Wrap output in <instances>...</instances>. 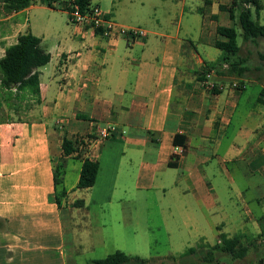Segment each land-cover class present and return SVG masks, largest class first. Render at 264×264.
I'll list each match as a JSON object with an SVG mask.
<instances>
[{"label":"crops","instance_id":"crops-1","mask_svg":"<svg viewBox=\"0 0 264 264\" xmlns=\"http://www.w3.org/2000/svg\"><path fill=\"white\" fill-rule=\"evenodd\" d=\"M232 3L91 0L118 24L147 31L136 41L105 38L71 24L51 44L48 28L35 32L30 27L51 61L39 70L38 96L13 89L5 104L0 90V264H80L78 217L87 227L120 196L128 211L125 226H137L126 203L130 209L138 193L154 189L169 198L174 219L183 217V225L196 230L199 247H213L221 235L233 237L234 231L245 243L249 225L261 236L264 79L249 77L245 89L233 90L239 78L227 74L224 65L215 80L227 90L211 92L201 84L206 66L220 57L209 48L228 41L217 28L237 25L238 11L234 20L221 9ZM34 7L6 19L17 22L19 34L0 59L28 32L20 15ZM263 43L243 41L245 65L255 68L250 57L264 55ZM250 83L261 90L241 110ZM101 129H113V136L99 140ZM65 138L73 146L69 155ZM86 159L98 162L99 171L95 185L83 190L78 184ZM56 167H61L60 189L66 192L61 206ZM124 195L129 202L121 199Z\"/></svg>","mask_w":264,"mask_h":264},{"label":"rangeland","instance_id":"rangeland-1","mask_svg":"<svg viewBox=\"0 0 264 264\" xmlns=\"http://www.w3.org/2000/svg\"><path fill=\"white\" fill-rule=\"evenodd\" d=\"M70 0H60L57 8L51 9L43 4L37 3L34 8L20 15L22 23L26 25L29 32L30 27L35 32H45L46 28L50 31L49 42L57 44L58 33L65 31L70 27L71 22L68 14L62 9V4ZM13 14H7L0 5V57L3 55V49L9 43H13L19 34L17 22L14 19L6 20ZM261 23L264 24V11L262 13ZM9 25V26H8ZM16 25V26H15ZM239 29V28H238ZM3 38V39H2ZM2 39V40H1ZM239 44L243 43V38L239 36ZM214 54L221 56L222 52L214 47L209 48ZM264 53V43L259 48ZM201 50V49H200ZM252 65L258 69L252 68L248 73L249 77L259 76L264 79V60L259 56H251ZM261 87L259 84H248L246 96L241 103V110L247 108L250 100L259 94ZM5 104L7 102L4 100ZM19 118V117H15ZM120 196H115L112 205L105 207V210L98 213V218L91 219V223L85 227V220L78 217L76 227L77 242L80 264H94L95 261L104 259L117 251H122L127 255L138 256L149 259L150 256H165V260H158L150 264H207L203 261V253L185 255L190 248H198L200 239L196 230L188 225H183V217L173 218L168 207L172 206L168 197H164L162 191L154 189L149 192L138 193L137 202L130 203L128 195L121 199L125 200L127 210H133L134 222L137 226L126 227L123 205L118 201ZM84 212H80L82 216ZM78 216V214H77ZM207 229V227H205ZM251 225L247 229V238L245 244L248 245V255L244 259H233L229 256L222 255L219 264H254L258 260L255 257L264 254L263 236H258ZM172 232V236H168ZM217 233V231H215ZM230 232V231H228ZM240 231L230 232L231 236L238 234ZM209 236L211 231L208 230ZM261 239V241H260ZM216 243V238L208 239ZM260 242V244L258 243ZM199 248L198 251H201ZM203 254V255H202ZM256 260V261H255ZM261 260V259H260Z\"/></svg>","mask_w":264,"mask_h":264},{"label":"trees","instance_id":"trees-1","mask_svg":"<svg viewBox=\"0 0 264 264\" xmlns=\"http://www.w3.org/2000/svg\"><path fill=\"white\" fill-rule=\"evenodd\" d=\"M60 0H0L2 9L7 14H15L21 12L37 3L43 4L51 9L57 8V3ZM76 4L80 5L83 11H86L91 6V0H75ZM222 10H227L231 13L235 20V13L238 11L236 27H218L217 33L228 38L227 42L216 41L215 47L221 50L222 54L218 61L206 66L205 70L216 69L220 73V69L227 65V74L238 77L239 79H249L248 73L252 68L245 65V60L241 56L242 47L239 44V36L243 38L245 43L250 42L258 44L261 39H264V25L260 22V13L264 9L262 0H233L230 7H221ZM239 28V29H238ZM264 60V55L261 54ZM51 61V55L42 46V40L33 35L31 32L21 34L18 37L17 43L6 48L5 55L0 59V90L2 97L9 103L12 100V91L16 89L19 92H29L33 96H38L39 90V70ZM259 70L258 68H256ZM205 73V72H204ZM203 73V76H204ZM242 89V88H240ZM245 89V88H243ZM216 92V91H215ZM24 96V95H21ZM19 100L20 97H19ZM151 135L153 133H150ZM176 136L175 144L178 145ZM63 148L65 153L69 155L73 151V146L70 141L64 139ZM171 167L176 166L172 161L169 163ZM99 171V164L96 161L86 159L83 164L79 189H91L96 182ZM61 167L55 168V184H56V202L59 206L62 205V198L66 192L60 189L62 186ZM77 205H83V201H77ZM261 227V236L264 237V217L259 219ZM0 228H3V223L0 221ZM199 248L201 251H198ZM203 253V261L207 264H219L222 255L229 256L233 259H244L249 252L248 245L242 242L240 236L229 237L221 235L219 242L213 247H198L189 249L185 255L195 253ZM264 259V258H263ZM94 264H150L146 259L132 257L122 251H117L108 257L97 260Z\"/></svg>","mask_w":264,"mask_h":264},{"label":"built area","instance_id":"built-area-1","mask_svg":"<svg viewBox=\"0 0 264 264\" xmlns=\"http://www.w3.org/2000/svg\"><path fill=\"white\" fill-rule=\"evenodd\" d=\"M62 9L68 14L72 25L82 28L84 30H92L96 34L102 35L105 38L115 39L117 37H124L132 41L144 39L147 36V31L125 27L115 22L107 13H105L99 6H89L86 11H83L80 5L76 4L75 0L69 3L62 4ZM58 7V6H57ZM217 70H205L202 86L211 92L225 91L227 86L216 82ZM247 80L239 79L233 82L231 89L236 90L246 88ZM61 124V123H60ZM113 129H101L98 132L99 140L109 139L113 136ZM256 264H264V259L259 260Z\"/></svg>","mask_w":264,"mask_h":264}]
</instances>
